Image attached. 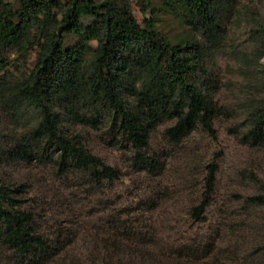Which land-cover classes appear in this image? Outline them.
Masks as SVG:
<instances>
[{"label":"trees","instance_id":"1","mask_svg":"<svg viewBox=\"0 0 264 264\" xmlns=\"http://www.w3.org/2000/svg\"><path fill=\"white\" fill-rule=\"evenodd\" d=\"M241 1L161 0L155 6V0H136L139 23L131 0H0V109L16 121L32 113V124L20 132L0 128V264L85 263L75 254V197L80 190L102 195L118 172L87 148L79 128L98 130L109 122L110 144L132 151L133 166L153 175L163 169L149 152L158 127L172 122L162 131L171 144L198 129L213 134L219 110L210 69L230 17L253 20L251 51L244 56L231 50L234 58L264 57V20L240 8ZM159 10L177 18L188 34L173 41L160 32ZM69 36L76 41L67 44ZM4 52L15 55L17 66ZM32 55L33 66L23 68ZM238 127L241 144L264 147V98L248 104ZM12 164L48 169L65 195L46 188L35 196L28 182L3 176ZM217 168L206 166L199 203L188 209L196 224L208 222ZM247 178L256 190L239 213L222 206L213 227L180 242L158 241L144 211L121 207L94 226L100 238L88 263L264 264L252 259L255 252L241 257L229 249L232 235L238 240L251 229L250 211L264 207V182L253 171ZM223 243L230 246L222 249Z\"/></svg>","mask_w":264,"mask_h":264},{"label":"rangeland","instance_id":"2","mask_svg":"<svg viewBox=\"0 0 264 264\" xmlns=\"http://www.w3.org/2000/svg\"><path fill=\"white\" fill-rule=\"evenodd\" d=\"M160 2L161 0H155V6H159ZM238 6L244 10L246 7L251 8L253 17L264 20V0H254L253 3L242 0ZM131 10L141 23L143 16L136 0H131ZM159 17L160 32L173 41L188 34L184 26L169 12L159 10ZM252 26L253 20L249 15L230 17L224 44L211 64L212 78L217 86L215 101L219 110L213 121V134L198 129L181 143L171 144L163 138L162 131L172 122L164 123L151 134L149 152L162 162L160 174H149L134 167L131 161L132 151L110 144L109 122L106 121L98 130L79 128L87 148L118 172L112 186L102 195L88 196L80 190L75 197V213L79 219L75 254L83 259L84 264H89L87 256L93 255L95 240L100 238V233L94 226L106 223L109 215H116L121 207H139L137 214L144 211L145 218L152 219L158 241L177 239L180 242L186 234H202L213 227L218 218V209L222 206L239 213L245 197L256 190L247 178L251 171L264 182V147L241 144L239 138L243 129L238 127L247 116L248 104L264 98V57L255 61H250L247 57V61H242L234 58L230 52L238 50L245 56L251 51L247 38ZM74 40L76 38L70 36L66 39L67 44ZM3 54L17 66L15 55L11 52ZM33 62L34 56H29L23 68H31ZM31 114L28 112L16 121L9 112L0 109V128L5 129L6 126L20 132L23 126L32 124ZM211 163H216L218 168L213 201L207 210L208 222L196 224L189 218L188 209L199 203L198 196L207 173L206 166ZM3 176L28 182L35 196L39 195V190L48 188L64 194L59 182L51 179L49 170L36 165L12 164L6 168ZM234 194L241 197L236 198ZM248 220L251 229L238 240L232 235L229 249L236 248L241 257L255 252L252 259L264 262V207L252 209ZM251 241L253 246L250 245ZM227 245L230 246L223 243L221 248L226 250ZM129 252L131 251L127 250ZM126 263H129L128 259Z\"/></svg>","mask_w":264,"mask_h":264}]
</instances>
